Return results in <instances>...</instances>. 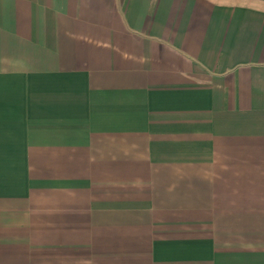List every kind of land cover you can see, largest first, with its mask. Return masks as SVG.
<instances>
[{"label":"crops","instance_id":"obj_1","mask_svg":"<svg viewBox=\"0 0 264 264\" xmlns=\"http://www.w3.org/2000/svg\"><path fill=\"white\" fill-rule=\"evenodd\" d=\"M0 264H264V0H0Z\"/></svg>","mask_w":264,"mask_h":264}]
</instances>
